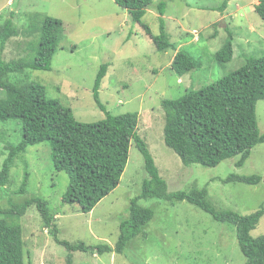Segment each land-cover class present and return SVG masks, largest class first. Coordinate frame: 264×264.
I'll return each instance as SVG.
<instances>
[{
    "label": "rangeland",
    "instance_id": "1",
    "mask_svg": "<svg viewBox=\"0 0 264 264\" xmlns=\"http://www.w3.org/2000/svg\"><path fill=\"white\" fill-rule=\"evenodd\" d=\"M224 1L167 2L162 18L170 42L191 55L199 66L181 78L171 70L176 52H159L151 39L160 33V0H152L140 23L113 0H0V15L1 23L11 19L20 31L44 15L62 22V38L51 70L26 73L29 82L45 88L48 98L71 109L79 122L103 120L105 114L93 100V86L100 66L108 63L99 90L100 101L113 115L138 113L137 133L148 145L168 192L206 187L215 210L246 215L260 207L264 209V184H224L222 180L230 174L264 177V143L251 150L242 167L235 166L238 157L216 167L184 166L166 147L163 137L165 119L161 103L165 99L175 100L188 90L198 91L238 70L246 58L264 56V24L254 11L259 0H229L221 12L218 8ZM228 34L232 36L234 55L230 62L219 64L214 55ZM34 40L35 36L24 34L12 38L1 57L10 61L26 56L25 47ZM255 114L262 134L264 100L257 102ZM20 128L18 120L0 122V170L7 155L4 146L20 140ZM25 175L26 191L16 195ZM147 177L143 158L131 143L119 185L90 213L83 214L78 205L62 202L69 179L64 172L54 170L50 145L44 142L28 147L15 160L7 185L0 187V208L7 210L11 203L40 198L47 201L55 215L60 241L113 248L121 233L120 223L130 218V202L140 195L142 181ZM139 205L151 209L153 218L139 235L129 240L122 254L68 251L43 227L35 206L20 218L1 214L0 219L21 228L24 264H67L68 256L70 264H244L233 226L215 222L185 201L169 203L150 198L140 200ZM251 236H264V215Z\"/></svg>",
    "mask_w": 264,
    "mask_h": 264
},
{
    "label": "trees",
    "instance_id": "2",
    "mask_svg": "<svg viewBox=\"0 0 264 264\" xmlns=\"http://www.w3.org/2000/svg\"><path fill=\"white\" fill-rule=\"evenodd\" d=\"M126 10L135 22L140 23L152 0H113ZM225 0L218 8H227ZM169 0L157 4L159 35L151 36L159 52L175 51L171 70L179 78L199 69L197 61L188 53L170 42L162 16ZM254 11L264 24V0H259ZM13 14L10 13V16ZM0 15V122L20 121V140L7 142V155L0 170V187L7 185L10 170L15 160L28 147L47 142L51 149V160L56 172H64L69 185L63 196L65 204L78 205L81 213H90L95 206L120 182L129 158V147L135 148L143 158L147 178L142 181L140 195L130 202V218L120 223V236L112 248L102 244L88 247L83 243L70 244L60 241L58 229L48 203L40 198H31L19 204H10L2 210L5 217H22L27 209L35 206L43 227L68 251H91L93 254L114 252L122 254L129 240L139 235L153 218V211L139 205L142 199L155 198L169 203L187 202L218 223L233 226L236 239L245 262L264 264V236L252 237L264 215L263 207L253 213L242 215L231 210L217 211L212 207L206 187L190 191L168 192L160 177L148 145L137 133L138 113L113 115L106 110L99 98V90L106 76L108 63L100 66L93 86V100L105 118L94 123L77 121L71 109L46 95L43 86L29 82L28 71H50L51 61L62 38V22L50 16H42L24 30H18L11 19L1 23ZM147 30V28H145ZM20 34L35 36L25 49L27 55L16 60L5 61L1 54L7 43ZM193 36V35H192ZM234 55L231 34L215 53L219 64L228 63ZM264 100V56L248 57L236 71L206 85L198 91L188 90L178 99H165L161 105L165 124L163 137L166 147L171 149L184 166L191 164L216 167L221 162L238 157L236 167H242L251 150L264 143L255 114L256 104ZM28 175H25L16 195L26 191ZM224 184H264V177L251 175H228ZM71 263L68 256L67 264ZM0 264H24V243L19 226L0 219Z\"/></svg>",
    "mask_w": 264,
    "mask_h": 264
},
{
    "label": "built area",
    "instance_id": "3",
    "mask_svg": "<svg viewBox=\"0 0 264 264\" xmlns=\"http://www.w3.org/2000/svg\"><path fill=\"white\" fill-rule=\"evenodd\" d=\"M193 36H195L194 33H193Z\"/></svg>",
    "mask_w": 264,
    "mask_h": 264
}]
</instances>
